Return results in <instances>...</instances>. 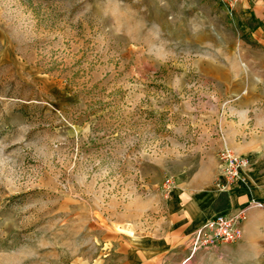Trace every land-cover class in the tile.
<instances>
[{
    "label": "rangeland",
    "instance_id": "rangeland-1",
    "mask_svg": "<svg viewBox=\"0 0 264 264\" xmlns=\"http://www.w3.org/2000/svg\"><path fill=\"white\" fill-rule=\"evenodd\" d=\"M235 107L264 139V0H0V264H120ZM255 221L186 264H264Z\"/></svg>",
    "mask_w": 264,
    "mask_h": 264
},
{
    "label": "crops",
    "instance_id": "crops-1",
    "mask_svg": "<svg viewBox=\"0 0 264 264\" xmlns=\"http://www.w3.org/2000/svg\"><path fill=\"white\" fill-rule=\"evenodd\" d=\"M232 114L234 118L231 120L223 114L222 125L223 128L226 126L227 144L251 160L246 182L230 184L226 190L219 189V160L212 144L210 148H201L195 156V165H188L185 156L175 158L185 164L173 171L177 182L168 198L164 199L158 190L126 205V218L131 222L147 212L153 216L150 215L147 228L138 230L132 227L131 232L118 233L122 238L116 250L120 264H186L210 248L192 253L193 234L211 216L244 206L252 198L264 200L263 132L252 122L247 123L252 121V114L245 109L235 107ZM158 177L161 178V174ZM260 213L264 210L255 208L247 213L243 223L244 236L252 228L261 227L255 221Z\"/></svg>",
    "mask_w": 264,
    "mask_h": 264
},
{
    "label": "built area",
    "instance_id": "built-area-1",
    "mask_svg": "<svg viewBox=\"0 0 264 264\" xmlns=\"http://www.w3.org/2000/svg\"><path fill=\"white\" fill-rule=\"evenodd\" d=\"M230 6H234L241 0H224ZM219 177L217 186L220 190H226L230 184L245 183L247 172L251 167V160L231 148L223 135V144L218 152ZM225 179V182L222 181ZM175 180L171 177L164 182L165 198H168L175 189ZM264 210V200L252 198L244 206L235 208L229 212H220L211 216L193 234L192 253L201 248H209L221 243H234L244 236L243 223L247 213L251 209Z\"/></svg>",
    "mask_w": 264,
    "mask_h": 264
}]
</instances>
